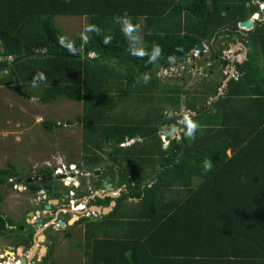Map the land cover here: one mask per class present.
<instances>
[{
	"label": "trees",
	"instance_id": "1",
	"mask_svg": "<svg viewBox=\"0 0 264 264\" xmlns=\"http://www.w3.org/2000/svg\"><path fill=\"white\" fill-rule=\"evenodd\" d=\"M258 1L264 3L0 0V61L15 57L0 70L6 73L0 86L44 105L60 99L81 103L82 115L69 122L82 127L84 149L95 147L90 160L101 162L106 155L114 167L125 161L131 168L122 174L132 176L128 193L96 222L107 227L120 221V206L130 198L137 200L132 217L114 232L108 227L97 231L91 226L95 222L87 223L85 264H264V22L246 37L248 60L237 66L240 75L227 82L224 96L206 104L222 86L213 80L203 98L185 101L187 110L196 112L188 122L180 125L181 116L166 119L156 106L146 109L147 115L144 110L113 122L107 117L122 98L150 102L158 90L164 98L158 97L179 112L182 89L161 84L154 70L169 66V57L191 56L200 44L211 49V68L226 65L220 57L228 48L223 43L234 42L238 24L253 15ZM56 16L86 17L84 36L65 37ZM125 19L130 21L127 30ZM171 124L185 131L164 148L159 132ZM43 127L53 133L58 123L43 121ZM107 143L109 150L104 149ZM205 159L210 161L207 171ZM143 164L158 166L150 173L156 176L139 175ZM20 177L13 165L0 168V237L12 232L14 224L1 214V187H11L10 180ZM27 239L23 243L28 247ZM55 247L54 241L49 257Z\"/></svg>",
	"mask_w": 264,
	"mask_h": 264
},
{
	"label": "rangeland",
	"instance_id": "2",
	"mask_svg": "<svg viewBox=\"0 0 264 264\" xmlns=\"http://www.w3.org/2000/svg\"><path fill=\"white\" fill-rule=\"evenodd\" d=\"M254 8L256 10V7ZM260 9H262V6H260ZM55 23L65 37H74L77 35L84 36L88 26L87 18L82 16H56ZM154 30L155 29L149 30V34H153ZM144 33L145 29L143 28V30L140 31L141 42L143 41L142 38ZM233 38L236 39L237 36ZM235 39H233V41ZM223 44H226L228 47L225 54H230L229 52H232L233 54H237L240 58L244 56L240 49L233 48V42H226ZM217 45L219 46V44ZM221 45L222 43H220V46ZM193 57L192 63L188 62L189 59H185L174 66L158 67L154 70L161 84L177 85L182 89L183 104L181 105L180 111L177 112L178 114L174 113L175 110L171 103L165 102L158 97H162V93H156V99L150 102H148L149 100L147 99L137 101L134 96L122 98V100L117 103V110L107 112L108 122L126 118V116H131V114H143L144 110L147 115L146 109L150 111L153 108L152 106L159 107L161 110L163 109L164 112L169 113L171 117H176V115L181 117L186 115L185 118L188 117L185 101L189 98L193 101L192 97H202L208 94L211 89L212 81H223L224 73L228 72V68L225 69L223 65L211 68V62H207V59L210 58V48L208 45H206V50L202 55L198 52L197 55L194 54ZM199 61L201 63H199ZM164 71L168 73V76L164 77ZM177 72L179 73L174 75V73ZM5 75V72H0V79L4 78ZM226 77L228 78L229 76ZM116 88L118 89V86H116ZM199 97L196 101L197 103L201 101ZM198 108H203L202 104H199ZM176 110H178V108ZM82 111L83 106L78 102L60 99L56 102L44 105L36 98L30 100L24 99L22 96L13 92L11 87L0 86V168L3 169L9 165H13L19 168L20 173L25 175L37 168H44L46 164L56 165L58 167L60 163H80L81 154L88 165H100L103 160L97 163L94 160H90L95 156L91 152L96 150L95 147H91V149L88 150L83 147L81 126L73 125L69 122L76 121V119L82 115ZM51 120L58 123V129L53 133H48L43 127V121ZM167 127L174 128V124L167 125ZM175 137L178 136L172 135V138ZM168 145L169 144L164 142V146ZM104 149L109 150V146L105 144ZM106 158L108 159V157ZM143 170L150 174V172H148L149 170ZM74 179L77 178L74 177ZM69 180L71 181V179ZM114 180H116L117 183V179L114 178ZM15 183L16 182L12 180L11 187L1 188L5 197L1 205V213L13 221H18L21 217L22 209H24L22 203L25 202V194L23 193L24 188L22 186H17L19 184ZM136 201V199H127L123 201L119 209L121 216V218H119L120 221L107 224V227L111 228V232H114V229L118 231L122 229L124 225H127L126 220L132 217L134 211L133 205ZM91 226L93 229L97 228V231L98 228L100 230L107 228L101 222H95ZM103 231L104 230H102V232ZM55 237L57 241V251L54 258V261L56 260L55 264H85L86 261H88L83 255V251L85 250L84 243L86 241L84 221L73 227V236L71 239H66L63 232H58ZM76 243H78L77 248H75ZM9 248H12L10 242L1 239L0 252L4 253L5 250L12 252ZM6 261L13 264L15 259L12 257L10 259L8 258ZM50 264H53V262Z\"/></svg>",
	"mask_w": 264,
	"mask_h": 264
},
{
	"label": "flooded vegetation",
	"instance_id": "3",
	"mask_svg": "<svg viewBox=\"0 0 264 264\" xmlns=\"http://www.w3.org/2000/svg\"><path fill=\"white\" fill-rule=\"evenodd\" d=\"M252 9L258 12L260 7H256V10L254 7ZM262 12L263 19H257L254 22L252 29L245 32L240 31L238 27L236 30L238 35H235L237 38H234L235 40L233 42V48L239 43L246 45L247 59H245V49L243 46L239 47L244 55L243 57L241 56L242 58L237 56V54H233L232 52H229L230 54H225V51L227 50L223 51V54L220 55L221 59L228 61V63L223 67L225 69L228 68V72L224 74L225 76H229L230 79H238L240 71L238 70L237 66L248 60L250 47L246 37L249 36L250 31L255 29L258 22H264V11ZM192 61V58L189 56L188 62L192 63ZM178 73L179 72L174 73V75ZM226 78L227 77H225L223 81H225ZM226 88L224 90L225 93ZM214 101L215 100H210L206 104L211 105ZM187 111L189 115L188 117L190 118L196 115V112L189 110ZM174 113L178 114L176 111ZM164 114L166 119L174 118L173 116L171 117L169 113L164 112ZM185 116L183 115L182 119H184ZM107 146H109L108 143ZM106 157L107 156L105 155V161H103L100 165L93 166L95 167L94 170L87 169V166L84 163V157L81 154V162L74 163V170L70 169L69 163H60L58 167L56 165L46 164L44 168H37L36 170L30 171L25 175L21 173L20 178L13 179L16 182L15 184H19L17 186H22L24 188L23 193L25 194V202L22 203L24 209H22L20 219L18 221H13L14 224L10 226V229L13 231L8 233L5 237H0V241L1 239L9 241L12 246V248H9L12 252L7 250H5L4 253L0 252V264H11L6 260L12 257L15 259L13 264H50L51 262L55 264L56 260L54 261V258L57 251V241L55 237L56 234L58 232H63L66 239H71L73 236L74 226L78 225L82 221L85 222L86 226L87 220L91 218L90 215H99L98 211L91 209L94 207L104 209L105 207L109 206L113 200L117 201L122 197L123 194H125V188L122 189L121 186L118 188L115 185L116 180H114V177L111 176L112 174L109 173V171H111L109 170L111 167H109V159ZM46 169H49V172L46 171ZM59 169L62 171L65 170V173H59ZM60 175H66L70 177L71 181H68V179L66 180L68 181V186H66L63 182L66 178H62ZM71 175L73 176L71 177ZM74 177L77 179H74ZM28 183L35 184V188L37 187L39 189L32 191V188L26 185ZM106 184L111 185L112 189L110 191H107ZM117 189H120V192L116 191ZM113 195H117V198L114 199L112 197ZM107 198L111 199L108 205L99 203V201H104ZM83 215L86 216L83 217ZM73 218L75 220L71 223ZM38 222L41 224L38 225ZM59 223H62V225H59ZM29 235H31V238L27 239ZM26 239L29 243L28 247L24 246L25 243H23ZM54 241L56 242V249L53 253L54 255L49 257L50 247ZM20 242L23 243L21 244L22 246H20ZM77 244L78 243L75 244V248L78 247Z\"/></svg>",
	"mask_w": 264,
	"mask_h": 264
},
{
	"label": "water",
	"instance_id": "4",
	"mask_svg": "<svg viewBox=\"0 0 264 264\" xmlns=\"http://www.w3.org/2000/svg\"><path fill=\"white\" fill-rule=\"evenodd\" d=\"M257 14H258V19L259 20H262L263 19V12L262 11H258ZM253 24H254V20L249 18V19H247V20L242 21V22L239 23V25H238L239 26V30L246 32L247 30L252 29ZM239 44H240V46H243L244 47V49H245V59H247V47H246V45H244L243 43H239ZM195 50L198 51L202 55L204 53V51L206 50V46L204 44L197 45L195 47ZM187 57L188 56H182V57H179V58H177L175 56L169 57V62L171 63L170 65L171 66H174L176 63H178L177 61L185 60V59H187ZM14 59H15V57H7L4 61H0V70L3 69V68H5V67H7L9 61H13ZM229 79L230 78L228 77V78H226L225 81H223V85H222L221 89L219 90V93L214 98L211 99L212 101L213 100H217L220 96H224V94H225V91L224 90H225V88L227 86L226 84L229 81ZM186 119H190V117H186ZM162 129L165 131V134H166V135L164 134L165 136L172 137V135H174L175 128L167 129V126L166 125H163L162 126ZM181 132L183 133L184 132V129H182V128L179 129L178 134L181 135ZM60 177L65 178L66 175H60ZM109 180H111V179H109ZM120 185H121L120 182H117L116 183V186L117 187H120ZM106 189H107V191H110L112 189L111 185L110 184H108V185L106 184ZM112 197L114 199H116L117 198V195H113ZM115 205H116V201L113 200L109 204V206L106 207V208H104V209H99V207H94L91 210H94V211H103L104 213H106V212L112 211ZM74 220L75 219L73 218V220L71 221V223ZM37 224L40 225L41 223L38 222ZM59 225H62V223H59Z\"/></svg>",
	"mask_w": 264,
	"mask_h": 264
},
{
	"label": "crops",
	"instance_id": "5",
	"mask_svg": "<svg viewBox=\"0 0 264 264\" xmlns=\"http://www.w3.org/2000/svg\"><path fill=\"white\" fill-rule=\"evenodd\" d=\"M141 30H143V28H145V23L144 22H142L141 23ZM140 30V31H141ZM156 30H158V29H156ZM239 47H240V45L238 44L235 48L236 49H239ZM157 93H161L160 92V90H158L157 91ZM149 105H150V103H149ZM191 119V118H190ZM190 119H186V118H184V119H182L181 118V121L179 122V124L181 125V124H183L184 122H188ZM167 126V125H166ZM174 128H175V132H174V135H177L178 137H176V138H179V134H178V132H179V129H181V127H179L178 125L177 126H175L174 125ZM167 129H169V127H167ZM182 129H184V128H182ZM81 130H82V127H81ZM184 131H185V129H184ZM182 133V132H181ZM161 134L162 135H164L165 134V131L163 130V129H161ZM161 134H159V136L161 135ZM166 135V134H165ZM161 137V136H160ZM170 138H172V137H170ZM132 141H134V140H132ZM132 143V142H131ZM99 153H101V152H99ZM101 155H102V153H101ZM108 164H109V167H111L109 170H112V171H109V173L110 174H112L111 176L112 177H114V178H116L117 179V181H119L120 183H121V187H122V189H124L125 188V191H124V193L125 194H127L128 193V189H127V187L128 186H131V178H132V176L130 175V174H128V177H127V179L125 178V177H122V174L124 173V176L126 175V172H128V171H130L131 170V168L128 166V164L129 163H127V162H123V163H121V164H119V165H117V164H115V167L114 166H112V162L109 160L108 161ZM154 164H143V165H141L142 167L140 168V166H138V171L140 172L139 173V175L140 174H142V173H144V175L146 174L145 173V171L143 170V169H145V170H149L148 172H152V171H155V170H159V167L158 166H153ZM156 168V169H155ZM143 175V174H142ZM147 175H149L150 177L151 176H156V174H154V173H152V174H148L147 173ZM148 176V177H149ZM141 177H143V176H141ZM144 179H145V177H144ZM145 183V182H144ZM144 188V185H142V189ZM168 196H170V197H173V195L171 194H168ZM176 195H174V197H175ZM129 200H131V198L129 199ZM117 204V203H116ZM106 205H108V204H106ZM116 207V205L114 206V208ZM114 210V209H113ZM113 210L111 211V212H113ZM111 212H106V213H104L103 211H98V219H100V220H102L103 219V217H105V216H108ZM119 216H120V213H119ZM121 217V216H120ZM88 221H92V219H89Z\"/></svg>",
	"mask_w": 264,
	"mask_h": 264
},
{
	"label": "clouds",
	"instance_id": "6",
	"mask_svg": "<svg viewBox=\"0 0 264 264\" xmlns=\"http://www.w3.org/2000/svg\"><path fill=\"white\" fill-rule=\"evenodd\" d=\"M254 3H256V4H258V6L260 7L261 5H264V3L263 2H254ZM257 6V7H258ZM264 8H262V9H259V11H264L263 10ZM255 15H257V17H254ZM250 19H253L254 20V22L258 19V14H257V11H254L253 12V15L250 17ZM130 24V21L128 20V19H125V21H124V29L125 30H127L128 29V25ZM239 25V24H238ZM133 27H135V26H133ZM239 27V26H238ZM192 55V54H191ZM160 67H164L163 65L162 66H160ZM181 135H182V133H181ZM181 135L179 136V138H181ZM163 137L165 138V141L163 140ZM170 136H165V135H161V138H162V141L163 142H165V143H169V140H171V139H174V138H169ZM176 138V137H175ZM166 139H167V141H166ZM131 142H133L132 140L131 141H129L127 144H131ZM166 147V146H165ZM204 169L207 171L208 170V168H209V166H210V161H208L207 159H205L204 160ZM70 169L71 170H74L75 169V165L74 164H70ZM59 170H61V169H59ZM59 170H58V172H59ZM59 173H65V170H61V172H59ZM73 175H71V177H72ZM66 179H64V184L66 185V186H68V181H69V179H70V177H68V176H66L65 177ZM68 179V181H66ZM10 182L12 183V180H10ZM75 184V183H74ZM121 186V185H120ZM118 188H120V187H118ZM116 191H119L120 192V189H117ZM116 203H117V201H116ZM108 207V206H107ZM106 208V207H105ZM114 209V208H113ZM114 211V210H113ZM111 212V211H110ZM87 215V214H86ZM86 215H83V217H85ZM91 216V218L90 219H92V221H88L87 220V223H90V222H96V221H100V219H98V216H96V215H90ZM85 235H86V229H85Z\"/></svg>",
	"mask_w": 264,
	"mask_h": 264
},
{
	"label": "built area",
	"instance_id": "7",
	"mask_svg": "<svg viewBox=\"0 0 264 264\" xmlns=\"http://www.w3.org/2000/svg\"><path fill=\"white\" fill-rule=\"evenodd\" d=\"M261 6H262V8H264V5H261ZM254 17H257V15H255ZM197 53H198V51L194 50L193 53H192V55L190 56V58H192L194 54L197 55ZM188 59H189V57H187V60ZM165 69H168V68H165ZM163 75H164V77L165 76H168V73L164 71ZM163 140L165 141V138L164 137H163ZM59 172H61V170H59Z\"/></svg>",
	"mask_w": 264,
	"mask_h": 264
}]
</instances>
